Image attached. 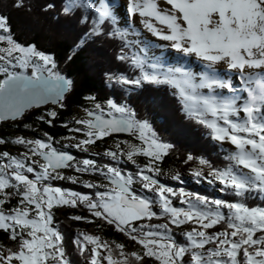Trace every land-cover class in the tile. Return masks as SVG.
<instances>
[{
  "label": "snow or ice",
  "instance_id": "6c2138e0",
  "mask_svg": "<svg viewBox=\"0 0 264 264\" xmlns=\"http://www.w3.org/2000/svg\"><path fill=\"white\" fill-rule=\"evenodd\" d=\"M9 6L29 13L33 23H43L44 15L63 19L76 32L71 52L99 42L98 60L117 65L102 70L112 94L83 97L91 105L83 109L86 118L68 128L80 136L63 137L74 141L64 148L88 152L119 133L131 139L93 153L107 163L77 160L54 147L47 132L46 139L0 138V145L24 149L18 155L0 151V206L18 197L12 207H0V231L12 242L0 244V264H77L53 226V209L60 206H82L139 246L126 251L120 242L79 232L71 242L87 264H144L142 257L156 264H264V0H10ZM169 49L176 53L172 62ZM74 86L53 53L16 40L8 16L0 13V121L15 126L29 110L44 107L35 120L55 126V109L65 107ZM165 86L185 120L203 129L221 157L213 164L206 156L186 154L197 165L189 170L191 178L206 181L207 194L173 189L156 178L158 162L174 145L148 118V106L157 105L148 89ZM157 120L164 123L163 117ZM139 156L146 162L137 163ZM124 161L135 170L118 167ZM65 168L97 174L107 183L83 182L92 195L53 186L57 179L78 182L61 173ZM177 194L183 206H174ZM253 199L260 202L250 204ZM189 224L195 226L175 239L172 226Z\"/></svg>",
  "mask_w": 264,
  "mask_h": 264
},
{
  "label": "trees",
  "instance_id": "16d2710c",
  "mask_svg": "<svg viewBox=\"0 0 264 264\" xmlns=\"http://www.w3.org/2000/svg\"><path fill=\"white\" fill-rule=\"evenodd\" d=\"M58 3L59 0H53ZM10 0H0V13H4L8 16V23L11 25V30L15 34V39L21 42L34 43L38 49L54 54L55 58L60 62L61 67L67 76L75 80V86L66 94L65 107L62 109H55L58 113V117L55 118V126H48L43 122H37L35 117L40 115L44 111V107L39 109H32L24 116L23 121L15 122H0V138H7L9 141L11 138L21 135L25 138H41L42 133L47 132L53 137V146L58 147L72 154L77 160L81 158L96 159L100 162H107V158L101 159L93 155L94 151L103 152L104 148H107L104 144L108 141L110 143L114 140L122 138L121 136H112L111 138H104L102 141H97L94 150L90 153L77 151L75 148H64L61 141L63 137L71 135L68 128L74 127L73 119L77 113L86 107H90V102L83 99L85 95L94 94L97 100L107 98L109 94H112V90L107 88L104 84L102 70L108 67H116V63L100 62L98 60V53L101 50L99 42L88 47L81 49L77 52H71L73 40L76 32L72 25L65 22L63 19L52 21L48 16H42L43 23H33L31 16L23 10L13 9L10 6ZM34 15L41 16L35 9ZM110 55V53H109ZM71 56V59L66 57ZM149 93L157 97V105L155 107L148 106V118L150 119L154 130L157 134L171 142L174 148L169 150L167 154L162 156L158 162L159 172L156 175L158 181L166 186H172V188H182L186 192H199L200 194H207L211 192L210 186H207L203 181L197 184L192 178L190 169L197 166L195 160L186 161V154L191 153L195 156H206L213 164H219L222 162L221 157L215 152L214 145L203 136V129L191 121L185 120L182 113L179 111V106L176 103L175 97L169 94V89L165 86L160 89L150 88ZM133 103L138 109H142L143 105L140 103L139 97H134ZM52 107V106H45ZM141 111V115H143ZM163 117L164 123H160L157 117ZM64 120L70 121L67 127H62L61 123ZM22 124H27L30 127L24 128ZM32 129H35L33 131ZM127 139H131L129 136ZM123 137V138H125ZM15 149L11 143L0 145V150ZM36 159V157H34ZM136 161L139 164L145 163V158L142 156L136 157ZM118 167L124 168L129 171H134V166L122 162ZM62 174H70L76 177V183H73L67 179H57L51 181L53 186H59L63 189H68L73 192H79L82 194H93V189L85 188L83 181L87 178L86 173H76L71 169L65 168L60 170ZM207 172V169H204ZM179 175L180 179H171L174 175ZM151 175V174H150ZM99 183L104 182L102 179L98 180ZM139 187V185L133 187ZM143 191V190H141ZM217 197L226 198L221 193H215ZM18 197L13 198L10 201V206L3 205L5 209L12 207L16 203ZM178 198L173 197L174 206H183L177 204ZM260 201L253 199L250 204H256ZM53 226L58 227L62 233V244L66 249V254L71 253L72 258L77 261V264H87L86 260H82L75 253V246L72 244V238L79 232H85L99 236L102 240L120 242L125 245L126 251L139 250V246L135 245L133 241L128 240L122 233H117L114 229L107 225L106 222L100 221L97 218L90 217V214L82 206L72 208L70 206H60L53 209ZM82 216L88 219L84 220H71L70 216ZM91 220V222H89ZM153 223L161 222L153 220ZM99 225V227H97ZM195 225L189 224L188 226H180L177 229L172 226L175 233V239L182 240L183 237L179 235V232L186 227H193ZM0 244L6 246L11 245L12 242L7 239V234L0 231ZM144 264H150L151 258H143ZM151 264H156L155 261H151Z\"/></svg>",
  "mask_w": 264,
  "mask_h": 264
},
{
  "label": "rangeland",
  "instance_id": "374dc122",
  "mask_svg": "<svg viewBox=\"0 0 264 264\" xmlns=\"http://www.w3.org/2000/svg\"><path fill=\"white\" fill-rule=\"evenodd\" d=\"M121 2L123 3L124 0H121ZM145 35H148V34L145 33ZM149 38H150V39H153V40L155 39V38H152V37H149ZM167 55H168V57H169V62H172L173 58L176 56V53H175L174 51H172L171 49H169ZM82 118H86V117H85V113H84L83 110H81V111H79V112L77 113V115L74 117V119H73L72 122H74V124H75V120H76V119H82ZM74 127H79V125H74ZM71 135L80 136L79 133H71ZM121 137H122V138H119V139H116V140H122V139H127V138H128V137H125V136H122V135H121ZM123 137H125V138H123ZM116 140H114V142H115ZM72 142H74V141H69V140L64 139V140L61 141V144L64 146V145H66V144H70V143H72ZM114 142L110 143V142L108 141V142L105 143L104 145H105L107 148H111L112 145L114 144ZM96 143H97V142H95V144H96ZM12 145H13V144H12ZM13 146L15 147V149H9V150H8V152H9L10 154H12V155H18L20 152L24 151V149H23L21 146H18V145H13ZM95 147H96V145H95ZM225 147H228V145H225ZM93 150H94V147H93V146H89V148H88V152H87V153H90V152L93 151ZM0 151H4V150H0ZM5 151H7V150H5ZM77 151H79V150H77ZM80 152H83V151H80ZM94 152H96V151H94ZM33 159H35V158L33 157ZM36 159H37V158H36ZM68 169H69V168H68ZM71 170H72V169H71ZM72 171H74V170H72ZM74 172H75V171H74ZM76 173H77V172H76ZM205 174H206V172H205ZM63 175H64V174H63ZM68 175H70V174H67V175H64V176L67 177ZM86 175H88V176H87V178H85V180H84L83 182L88 181V182L96 183V182H99L98 180L102 179L104 182H102L101 184L106 183V181H105L102 177L98 176L97 174L86 173ZM203 182L206 184V181H203ZM134 186H136V185H134ZM169 187L172 188V186H169ZM134 189H139V187H138V186H137V187H134ZM173 189H176V188L173 187ZM101 190H102V189H101ZM177 198H178V194H177ZM172 199H173V198H172ZM9 204H10V203H7L6 205L10 206ZM177 204H180L179 198H178V202H177ZM177 206H178V205H177ZM100 239H101V238H100ZM101 240H102V239H101ZM105 264H106V262H105Z\"/></svg>",
  "mask_w": 264,
  "mask_h": 264
},
{
  "label": "water",
  "instance_id": "95a60500",
  "mask_svg": "<svg viewBox=\"0 0 264 264\" xmlns=\"http://www.w3.org/2000/svg\"><path fill=\"white\" fill-rule=\"evenodd\" d=\"M52 106V105H51ZM32 110V109H31ZM30 111V110H29ZM0 122H8V121H0ZM10 122H13V121H10ZM113 135H127V134H124V133H119V134H113Z\"/></svg>",
  "mask_w": 264,
  "mask_h": 264
}]
</instances>
